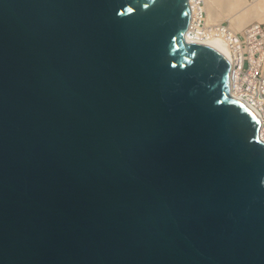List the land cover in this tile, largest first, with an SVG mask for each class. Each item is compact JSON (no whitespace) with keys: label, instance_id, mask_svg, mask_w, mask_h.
<instances>
[{"label":"water","instance_id":"95a60500","mask_svg":"<svg viewBox=\"0 0 264 264\" xmlns=\"http://www.w3.org/2000/svg\"><path fill=\"white\" fill-rule=\"evenodd\" d=\"M189 0H0V264H264V140Z\"/></svg>","mask_w":264,"mask_h":264},{"label":"built area","instance_id":"2783aa9c","mask_svg":"<svg viewBox=\"0 0 264 264\" xmlns=\"http://www.w3.org/2000/svg\"><path fill=\"white\" fill-rule=\"evenodd\" d=\"M202 20L200 24L204 27L205 19ZM226 30L232 33L229 23L224 24L221 21L219 24L207 25L202 33L204 37H209L213 33L217 35ZM223 34L225 38L226 33ZM232 34L234 37L226 40L227 45H224L225 40L219 42L229 50L226 55L230 59V66H237V75H230V88L240 99H249V106L257 112L260 119V133H264V22L250 21ZM237 39L240 40L236 41Z\"/></svg>","mask_w":264,"mask_h":264},{"label":"bare ground","instance_id":"6f19581e","mask_svg":"<svg viewBox=\"0 0 264 264\" xmlns=\"http://www.w3.org/2000/svg\"><path fill=\"white\" fill-rule=\"evenodd\" d=\"M189 4L192 8V18L191 26H189L186 31L187 40H196L202 43L211 44L224 54H227L228 49L226 50V48L219 43L221 40H225L223 41L224 45H227L226 40L229 41V39L234 37L232 33H235L240 28L242 29V26L253 21V19L264 22V0H252L250 2H247L246 0H189ZM203 10L206 11L205 18L203 17ZM224 17L229 20V28L232 33H229L226 30L217 35L216 33H213L209 37L203 36L202 31L204 29L206 30L207 25H212L213 23L219 24ZM202 18L205 19L204 27L200 24ZM223 33H226L225 38ZM239 40L240 39H237L236 41ZM230 75H237V66H230ZM234 96L239 98L237 95ZM241 100L249 106L248 98H241ZM255 113L257 112L255 111ZM260 134L264 138V133Z\"/></svg>","mask_w":264,"mask_h":264},{"label":"rangeland","instance_id":"374dc122","mask_svg":"<svg viewBox=\"0 0 264 264\" xmlns=\"http://www.w3.org/2000/svg\"><path fill=\"white\" fill-rule=\"evenodd\" d=\"M205 12H206V11L203 10V17H204V18L206 17V13H205ZM253 20H255V19H253ZM202 21H203V20H202ZM221 21H223L224 24L229 23V20H228L227 18H225V17H224V19L222 18Z\"/></svg>","mask_w":264,"mask_h":264},{"label":"clouds","instance_id":"9594fccd","mask_svg":"<svg viewBox=\"0 0 264 264\" xmlns=\"http://www.w3.org/2000/svg\"><path fill=\"white\" fill-rule=\"evenodd\" d=\"M226 55V54H225ZM227 56V55H226ZM229 86H230V71H229ZM230 90H231V88H230ZM230 92H232V91H230ZM232 94V93H231ZM233 95V94H232ZM234 96V95H233ZM237 98V97H236ZM240 99V98H239ZM241 100V99H240ZM243 101V100H242ZM244 102V101H243ZM245 103V102H244ZM248 105V104H247ZM253 110V109H252ZM255 111V110H254ZM258 115V114H257ZM259 117V116H258ZM259 133H260V119H259ZM260 136H261V134H260ZM261 138L264 140V138L261 136Z\"/></svg>","mask_w":264,"mask_h":264}]
</instances>
